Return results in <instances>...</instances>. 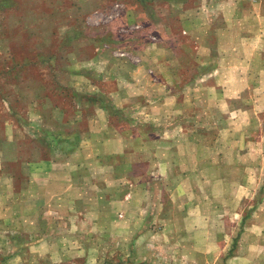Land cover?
I'll return each instance as SVG.
<instances>
[{
	"label": "rangeland",
	"instance_id": "obj_1",
	"mask_svg": "<svg viewBox=\"0 0 264 264\" xmlns=\"http://www.w3.org/2000/svg\"><path fill=\"white\" fill-rule=\"evenodd\" d=\"M0 264H264V0H0Z\"/></svg>",
	"mask_w": 264,
	"mask_h": 264
},
{
	"label": "crops",
	"instance_id": "obj_2",
	"mask_svg": "<svg viewBox=\"0 0 264 264\" xmlns=\"http://www.w3.org/2000/svg\"><path fill=\"white\" fill-rule=\"evenodd\" d=\"M103 145L104 146H108L107 147V149H106V151L107 152H110V153H108V154H112V153H118L120 150H121V147H119V145L118 144H116V142L113 140V139H109V140H106V141H104L103 142ZM98 147L100 148V149H102V137H101V139H100V142H99V144H98ZM102 150L100 151L99 150V153H97V154H95L93 157H92V160H98L97 161V163L100 165V166H102ZM52 163V165H54V164H56V162H54V161H52L51 162ZM66 164H68V162H66ZM72 166V165H71ZM72 170H74V167H72ZM36 178H38L39 176H43V180H46V179H48V178H50L49 179V186H47V187H45V189H48L50 192H53V191H55V190H57V188L60 186V185H65V184H67L68 186H75V184H76V182H75V180H74V174H73V171H72V174H70L69 176H68V178H67V182L66 183H63V184H60V182L58 181V177H56V174L53 172V169H52V171H49L48 169H46L45 171H42V173H41V171H38V172H36ZM53 175H54V179H52L53 178ZM51 176V177H50ZM72 188H74V187H72ZM62 197V196H61ZM64 197V196H63ZM60 198V197H59ZM61 199V201H63L62 200V198H60ZM72 200V199H71ZM103 200V199H102ZM68 201H70L69 199H67V202ZM53 203H54V205L55 206H58L57 205V203H55L54 201H53ZM100 204H101V201H100ZM100 206V205H99Z\"/></svg>",
	"mask_w": 264,
	"mask_h": 264
}]
</instances>
